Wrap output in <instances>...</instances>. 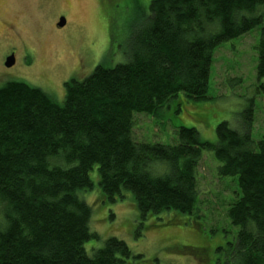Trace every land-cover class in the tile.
<instances>
[{"label": "trees", "instance_id": "1", "mask_svg": "<svg viewBox=\"0 0 264 264\" xmlns=\"http://www.w3.org/2000/svg\"><path fill=\"white\" fill-rule=\"evenodd\" d=\"M264 0H151L130 35L128 60L97 66L65 83L62 103L22 81L0 86V264H125L138 259L127 244L91 232L84 192L117 202L130 195L139 217H198L197 169L205 151L221 178L239 188L227 216L238 227L235 264H264V140L222 121L216 143L176 127V145L137 142L134 116L160 117L170 105L207 101L215 51L262 23ZM257 78H264V27ZM252 109L246 112L250 118ZM97 175V174H96ZM234 178H237L236 180ZM197 214V215H195ZM196 257L200 253L187 249ZM205 253V250H204Z\"/></svg>", "mask_w": 264, "mask_h": 264}, {"label": "rangeland", "instance_id": "2", "mask_svg": "<svg viewBox=\"0 0 264 264\" xmlns=\"http://www.w3.org/2000/svg\"><path fill=\"white\" fill-rule=\"evenodd\" d=\"M150 1L0 0V58L13 47L19 52L9 78L39 88L62 103L65 83L71 79L82 81L97 66L113 67L128 60L130 35L147 16ZM256 15L262 17L261 25L215 51L209 99L185 100L177 112L170 105L160 117L136 114L133 136L137 142L176 145V127L183 126L196 129L201 141L214 144L215 127L222 121L239 129L252 121L253 139L264 140V78L259 80L256 71L264 6ZM61 16L67 19L64 29L56 26ZM6 81L0 79V86ZM220 165L213 151L203 153L196 174L198 217H189L191 222L181 217L187 223H173L170 212L140 218L128 193L117 202H101L95 167L91 172L95 187L83 196L92 208L90 227L98 239L91 240L87 249H99L116 237L133 255L141 256L125 264H235L230 244L236 242L239 229L227 212L239 188L237 178L235 183L219 176Z\"/></svg>", "mask_w": 264, "mask_h": 264}, {"label": "flooded vegetation", "instance_id": "3", "mask_svg": "<svg viewBox=\"0 0 264 264\" xmlns=\"http://www.w3.org/2000/svg\"><path fill=\"white\" fill-rule=\"evenodd\" d=\"M62 17H64V16H61V17H59V20H60V18H62ZM65 19H66V17H65ZM66 21H67V19H66ZM59 22V21H58ZM58 24V23H57ZM56 24V26L58 27V25ZM66 27V26H65ZM64 27V28H65ZM59 28V27H58ZM63 28V29H64ZM24 48V47H23ZM25 49H27V48H24V50ZM11 55H14L15 56V60H16V62H15V65L13 66V67H11V68H8V67H6V60H7V58L9 57V56H11ZM18 59H19V52L17 51V49L15 48V47H13V48H11V50L10 51H8V52H5L2 56H1V58H0V68H1V73H0V79H3V81H6L5 83H8V82H10L11 81V79L9 78V76H11V73H10V71H12V70H14L15 68H16V65H17V63H18Z\"/></svg>", "mask_w": 264, "mask_h": 264}, {"label": "water", "instance_id": "4", "mask_svg": "<svg viewBox=\"0 0 264 264\" xmlns=\"http://www.w3.org/2000/svg\"><path fill=\"white\" fill-rule=\"evenodd\" d=\"M66 24H67V21H66L65 17H62V18H60L57 25L59 28H64L66 26ZM15 62H16L15 56L14 55L9 56L6 60V67H8V68L13 67L15 65Z\"/></svg>", "mask_w": 264, "mask_h": 264}]
</instances>
